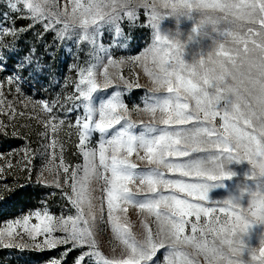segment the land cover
I'll return each instance as SVG.
<instances>
[{"label": "snow or ice", "instance_id": "obj_1", "mask_svg": "<svg viewBox=\"0 0 264 264\" xmlns=\"http://www.w3.org/2000/svg\"><path fill=\"white\" fill-rule=\"evenodd\" d=\"M10 8L26 10L21 18L31 21L20 33L39 23L56 40L88 44L91 59L83 67L74 63L70 71L76 77H65L67 87L51 99L21 98L24 68L35 63L41 70L34 48L7 78L9 88L0 83V116L6 118H0V135L6 120L12 136L20 134L17 128L31 127L14 122L26 114L17 104L30 109L28 119L42 129L35 149L28 144L0 153V216L25 196L35 200L0 223V248L58 252L43 264H233L232 253L243 249L255 264H264V240L256 254L240 239L252 225L248 215L230 200L208 202L215 186L210 181L231 178L226 165L233 160H247L254 180L257 169L264 174V95L240 104L221 99L223 89H216L215 101L200 94L184 45L159 27L177 8L189 17L193 11L202 14L193 32L199 35L207 26V34L224 42L217 55L234 65L241 52L264 53V0H15ZM141 13L153 32L151 43L138 55L115 57L100 42L105 29L119 36L121 23L136 21ZM0 35L17 32L0 27ZM12 50L14 44L0 40V51ZM136 69L155 87L146 89L142 106L130 107L125 95L144 89ZM13 89L16 96L9 99ZM61 132L68 140L76 138L71 147L82 163L66 160L68 140ZM18 152L21 159L13 164ZM14 171L22 172L23 180L5 179ZM34 184L59 190L66 203L58 213L48 196L29 192ZM248 213L264 219V200Z\"/></svg>", "mask_w": 264, "mask_h": 264}, {"label": "rangeland", "instance_id": "obj_2", "mask_svg": "<svg viewBox=\"0 0 264 264\" xmlns=\"http://www.w3.org/2000/svg\"><path fill=\"white\" fill-rule=\"evenodd\" d=\"M15 0H0V27L14 28L17 32L15 37L0 35V40L6 43L14 44V50L12 51H0V55L4 57L3 61L0 62L3 70L0 71V83L4 84L5 90L9 88L7 85V78L11 75L16 74L17 64L20 58L28 55L30 49H35L33 60H38L41 65V70H36V64L34 63L30 67L24 68L22 72L23 79L20 81L22 86L21 98L25 95L30 96L33 99H51L57 93L63 92L67 87L65 77H76V73L70 71V67L74 63L80 64V66H86L87 62L91 59L89 55L90 46L86 43L77 45L73 41L64 40L63 42L55 39V33L52 31L45 32L42 25L37 23L33 28H30L23 33H20V29L27 28L31 23L29 19L21 18L26 15V10L23 12H14L10 8V3ZM7 14V19H5ZM198 13L193 11L190 17H180L179 23L177 18L174 16H165L160 21V32L161 34L172 36L175 35L176 31L179 30L182 35L181 39H186L188 34L192 32L193 26L196 22ZM122 33L117 36L113 32H109L105 29L100 42L106 47L110 48L111 53L115 57L126 56V55H138L140 51L144 49L149 43H151L153 32L148 25L146 17L141 13L136 21L125 20L121 23ZM215 34L211 36L200 37L198 34L196 40L188 43L184 50V59L190 61L193 55L202 48H206L210 43L211 39ZM42 37V38H41ZM127 43L128 47L121 48L115 45ZM71 49V51H69ZM139 73V82L144 85V89L133 90L127 93L124 97L125 101L131 107L134 104H140L142 106V97L144 92L150 85V81L143 74L142 69H136ZM69 90H71L69 88ZM111 91V90H109ZM16 96L14 89L12 95L8 98L12 99ZM99 99V97H97ZM17 111L26 112L25 116H16L15 123L19 125L30 124L31 127L28 129L17 128L15 131L20 133L17 136H12L10 133L13 129L7 124L3 135H0V153L17 152V150L24 149L25 145L31 144L32 148L35 149L40 142V137L37 135L42 131L40 125L36 120H29L27 111L23 109L20 104L16 105ZM75 114H73L74 116ZM0 118L6 119L3 116ZM137 118V117H134ZM146 119V117H145ZM65 129L64 132H67ZM25 132L29 134V137L25 136ZM61 132V139L68 140ZM73 136L71 140H68L66 148V160L70 161L72 165L82 163V157H80L76 150L71 147V144L75 141ZM22 152H18L16 156L12 158L13 164L20 160ZM34 163H37L34 161ZM226 169L235 173L231 178H224L222 180L210 181V184L215 185L210 187L208 192L209 203L219 202L230 192L238 191V186L247 184L252 188L256 187V181L251 177L252 166L247 160L235 161L233 160L226 165ZM20 177L22 180L24 174L19 171L8 173L5 177L8 181ZM264 182V178H261ZM95 187V185H94ZM264 187V183H262ZM34 190V192H33ZM33 196L38 198L41 195L48 196V202L52 206L54 212L60 211L61 203H66L61 200L59 190L55 189H41L37 185H32L29 189ZM54 193V194H53ZM96 195H99L97 192ZM247 194H245L242 204L247 205ZM98 203V201H97ZM35 204V200L25 196L13 204L6 206L3 215L0 216V223L5 218H13L14 215L18 214V208L32 207ZM38 206V205H36ZM131 218L134 221H138L136 213L130 209ZM105 235V243L103 245L104 250L107 252L109 245L107 244V237ZM264 236V224H252L248 232L243 234V240L249 246H258L261 237ZM58 255L57 251L51 253L38 254L35 252H20L16 249H2L0 248V264H43V261L49 258V256ZM162 258V257H161ZM245 258H247V252L245 251Z\"/></svg>", "mask_w": 264, "mask_h": 264}, {"label": "clouds", "instance_id": "obj_3", "mask_svg": "<svg viewBox=\"0 0 264 264\" xmlns=\"http://www.w3.org/2000/svg\"><path fill=\"white\" fill-rule=\"evenodd\" d=\"M170 16L177 18L179 23L180 17H189L183 8H177ZM205 17L198 14L196 22L193 26L200 24L201 19ZM208 33L207 26H201L200 37L211 36ZM182 33L177 30L175 35L168 36L170 39L179 40L185 47L188 43L196 40L197 34L192 32L188 34L186 39H181ZM224 43L219 39L212 37L211 43L206 47L199 49L190 61H185L189 71L190 78L194 83L200 85V94L207 93L209 98L215 101L218 93L216 89H223L221 99L231 101L232 103L244 104L245 98L264 95V53L249 51L241 52L236 58L235 64H227L226 58L217 55V50ZM233 47L230 44H225V48ZM155 87L150 84L149 88ZM234 173V172H233ZM235 175V173H234ZM233 175V176H234ZM261 174L257 169L255 181L262 185ZM247 194V205L242 204V200ZM224 200H230L234 206L239 207L246 215L252 224H264V219L252 217L248 210L254 208L260 200H264V187L252 188L247 184L239 185L238 191L230 192ZM246 234V233H244ZM243 234L240 239H243ZM264 240V236L261 237ZM260 240V241H261ZM262 245L252 247L256 254ZM233 264H255L251 259V253L245 258L243 249L232 253Z\"/></svg>", "mask_w": 264, "mask_h": 264}]
</instances>
